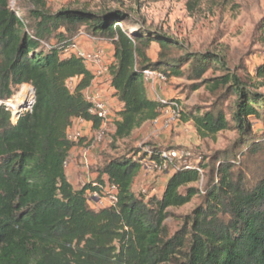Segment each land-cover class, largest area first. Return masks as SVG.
Returning <instances> with one entry per match:
<instances>
[{
  "label": "trees",
  "instance_id": "16d2710c",
  "mask_svg": "<svg viewBox=\"0 0 264 264\" xmlns=\"http://www.w3.org/2000/svg\"><path fill=\"white\" fill-rule=\"evenodd\" d=\"M126 23L137 25L122 8L50 13L45 0H0V101L22 86L33 89L34 99L14 122L0 105V264H264V132L254 134L250 124L264 127V96L227 72L223 55L190 54L178 40L139 25L127 32ZM80 28L112 46L108 84L121 104L113 142L129 139L166 108L147 95L144 71L192 81L211 68L225 71L205 81L215 97L207 110L179 111L200 139L231 129L230 121L240 136L231 151L211 155L201 193L189 186L199 181L202 167L174 169L159 197L132 192L144 161H160L156 146L130 149L97 168L95 183L117 188L113 206L93 209L89 195L99 189L69 183V153L83 140L69 139V128L81 119L96 135L101 125L84 94L94 76L68 53ZM153 45L155 60L149 57ZM230 95L236 100L229 121L224 103ZM195 196L199 205L169 237L168 210Z\"/></svg>",
  "mask_w": 264,
  "mask_h": 264
},
{
  "label": "rangeland",
  "instance_id": "374dc122",
  "mask_svg": "<svg viewBox=\"0 0 264 264\" xmlns=\"http://www.w3.org/2000/svg\"><path fill=\"white\" fill-rule=\"evenodd\" d=\"M19 1L32 4L33 0ZM45 3L50 13L64 9L98 13L103 8H122L137 25L145 30H152L178 40L190 54L212 52L223 55L228 64L227 72L242 79L249 90L264 96V71L258 73L259 68L264 65V0H160L156 2L149 0H45ZM14 12L22 14V11L17 8L14 9ZM137 25L126 23L122 24V28L131 32L138 30ZM76 34L75 45L79 43L80 35L91 39L83 32L82 28ZM93 40H85L92 43V49L87 50L82 45H79L78 48L90 54L100 52L103 59L105 58V63L110 62L109 42ZM50 42L53 43L54 40H50ZM157 50V46L153 45L149 51L151 60L156 59ZM224 73L225 71L211 68L200 81L188 80L184 76L170 78L165 82L156 78L146 82L147 87H150L151 82L154 83L152 97L156 101L165 102L166 108L161 112L157 121L147 123L135 130L129 139L112 141L114 119L107 123L103 141L96 142L95 135H93L91 141L83 145L78 152V157L82 162L80 166L86 170L87 174L80 185L95 183L97 168H100L102 163H106L111 158L125 155L130 149L146 151L149 146H156L161 150L176 149L188 153L184 161L185 164L177 163L173 165L175 168H182L183 165L191 168L202 167L199 181L189 186L201 193L208 181V170L205 166L211 155L216 151H231L238 145L240 136L230 121V114L236 98L230 95L224 103V112L227 120L231 123V129L218 133L212 138L200 139L192 125L182 123L180 114L177 113L196 109H199L200 112L207 110L215 97L209 93L205 81L209 78L219 77ZM74 84V80L69 81L68 87L73 88ZM104 84L106 83L104 82ZM20 90L21 88L6 102L11 116L18 110L16 105L14 106L13 100ZM105 90L106 87L95 88L94 92L102 94L111 113L114 114ZM31 92L32 88L29 87V90H25L24 94L30 96ZM32 99L33 95L30 99L31 103ZM27 110L29 107L25 108L23 112ZM250 124L254 134L264 132L261 123L253 120ZM172 173V169L162 172L153 170L150 168L149 162L145 160L132 187V192L135 195L159 197L167 175L171 176ZM89 203L93 209L100 208L93 200ZM199 203V196H195L188 204L168 210L165 225L169 237L184 227L185 222L188 221Z\"/></svg>",
  "mask_w": 264,
  "mask_h": 264
},
{
  "label": "built area",
  "instance_id": "2783aa9c",
  "mask_svg": "<svg viewBox=\"0 0 264 264\" xmlns=\"http://www.w3.org/2000/svg\"><path fill=\"white\" fill-rule=\"evenodd\" d=\"M68 53L74 54L76 57L82 59L87 64L88 69L94 76V80H101L103 78H108V67L110 65V62L105 63L103 61V57L100 52H94L92 54L85 53L81 51L80 49H78L77 46L74 44L68 50ZM143 77H144L145 83L149 82L150 80H153L154 78L160 81H163V82L166 81V78L164 76H162L159 73L151 72V71H144ZM86 99L91 103V109L89 110V113L96 116L101 121L100 128L95 135V141L99 143L103 141V135H104V131H105V127L107 123H109L112 119H114V116L108 107V103L105 101L102 94H100L99 92H91L87 94ZM7 101L5 102L0 101V105H4L5 110L10 112L11 114V111L8 108V105L6 104ZM160 103L166 104L163 101ZM177 114H179V112ZM17 119H18L17 114L11 116L12 122L16 121ZM79 121L84 122L81 119H79ZM78 138L79 136L77 135L74 140L76 141ZM187 156H188V153L184 151H178L176 149H165V150H162V152L160 153V161L158 163H154V162L149 163L150 168L158 172L169 171V169L174 170L177 168H175L173 165L177 163L182 164V162L183 164H185L184 161ZM181 167L184 169H191V167H188L187 165H183ZM197 171L200 175L201 171L199 169H197ZM92 185L94 187H97L99 190L89 195V201L91 200L95 201L97 206L100 208L113 206L114 204H116L117 188L114 185H106L104 187L98 186L96 183H93Z\"/></svg>",
  "mask_w": 264,
  "mask_h": 264
},
{
  "label": "crops",
  "instance_id": "0c3cea01",
  "mask_svg": "<svg viewBox=\"0 0 264 264\" xmlns=\"http://www.w3.org/2000/svg\"><path fill=\"white\" fill-rule=\"evenodd\" d=\"M94 41L93 39H88L87 37L85 38L84 35H80L78 41L79 43L76 44L77 48L79 45H82L85 49L90 50L93 48L92 43H88L86 41ZM79 49V48H78ZM109 49H111L110 51V62L112 61V46L109 44ZM154 60V59H152ZM103 61L105 62V58L103 59ZM105 80V81H104ZM104 82L106 84H104ZM150 87H147L146 85V89H147V95L152 99L155 100L152 97L153 94V89H154V83L151 82V85L149 84ZM104 87H106V94L109 96L108 100H109V104L110 107L112 108L114 114V118L115 120H117V112L120 110L121 108V104L118 102L117 98L113 96V91L111 90V88L109 87L108 84V78L102 79V81H97L94 80L91 87H89L85 92V96H87V94L94 92L95 88H99V89H103ZM156 101V100H155ZM79 136L80 138H83L82 142L80 145H78L77 147L73 148L70 153H69V157L66 163V177L67 180L69 181V183L71 185H73L74 187H80L81 183L84 181V176L87 177L86 174V170H84L83 167H81L80 165H82L81 159L78 157V152L81 150V148L83 147V145L89 143L94 135V130H92V125L89 122H80L79 120H74L71 127L68 130V137L69 139L75 141V137ZM170 175H167L165 181H164V185L162 188V191L169 179ZM162 193V192H161Z\"/></svg>",
  "mask_w": 264,
  "mask_h": 264
},
{
  "label": "bare ground",
  "instance_id": "6f19581e",
  "mask_svg": "<svg viewBox=\"0 0 264 264\" xmlns=\"http://www.w3.org/2000/svg\"><path fill=\"white\" fill-rule=\"evenodd\" d=\"M29 87L22 86L20 92L17 94V96L13 100L14 101V106L16 105L15 107H17V109H18L17 112L14 113V115H16L17 113L22 111L24 107H29V105L31 104L30 99H31L33 93L31 92L30 96H26L24 94V91L25 90H29Z\"/></svg>",
  "mask_w": 264,
  "mask_h": 264
},
{
  "label": "water",
  "instance_id": "95a60500",
  "mask_svg": "<svg viewBox=\"0 0 264 264\" xmlns=\"http://www.w3.org/2000/svg\"><path fill=\"white\" fill-rule=\"evenodd\" d=\"M32 93H33V89H32ZM33 102H34V99H33ZM33 102L29 105V109L32 107ZM25 108H27V107H24L23 110H25ZM23 110L20 111L19 113H17V117H19V115L21 114V112H23Z\"/></svg>",
  "mask_w": 264,
  "mask_h": 264
}]
</instances>
